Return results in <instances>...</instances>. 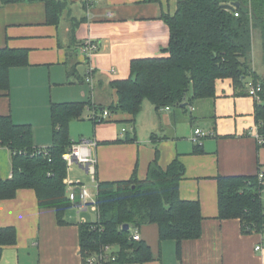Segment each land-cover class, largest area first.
<instances>
[{
    "label": "crops",
    "instance_id": "obj_1",
    "mask_svg": "<svg viewBox=\"0 0 264 264\" xmlns=\"http://www.w3.org/2000/svg\"><path fill=\"white\" fill-rule=\"evenodd\" d=\"M67 1L59 24L50 26L44 1L0 0V49L26 50L28 55L27 65L11 68L9 92L0 95V116L30 125L33 145L42 149L52 142L50 105L87 103L82 118L70 122L69 135L78 128V140L73 142L88 139L97 143L93 151L96 176L92 181L85 170L74 165L66 177L87 188L93 202L99 182L126 181L135 169L142 180L156 155L163 170L174 159L184 166L178 193L184 201L199 203L201 237L183 241L178 259L175 241L161 242L157 226L144 225L138 235L148 245L152 260L130 264H264V236L242 234L237 219H218L216 192L217 176L261 173L264 177V147L253 134L257 127L255 101L240 94L232 79L225 78L215 82L211 100L185 102L183 107L168 110H157L145 101L133 122L129 114H113L109 120L93 124L89 120L92 112L117 102L118 96L109 87L111 81L128 77L132 60L162 55L169 29L161 17L175 14L177 1ZM87 38L100 42L90 61L92 84L85 80L89 63L79 50ZM251 49L252 67L264 76L257 33ZM198 129L206 136L197 145L193 135ZM11 175V155L0 147V178ZM94 207L73 205L66 215L70 224L57 225L54 211L39 209L32 189H20L14 199L1 200L0 228H14L16 244L2 247L0 264H84L79 223L97 221ZM260 244L262 249L257 251Z\"/></svg>",
    "mask_w": 264,
    "mask_h": 264
},
{
    "label": "trees",
    "instance_id": "obj_2",
    "mask_svg": "<svg viewBox=\"0 0 264 264\" xmlns=\"http://www.w3.org/2000/svg\"><path fill=\"white\" fill-rule=\"evenodd\" d=\"M42 1L46 24L57 26L68 1ZM176 1L175 14L161 17L169 29V41L161 49L162 55L132 60L129 76L112 80L109 85L118 96L117 102L100 110H107L110 117L129 114L133 122L145 101L157 110L179 108L185 102L191 105L208 101L215 96V82L230 78L234 88L243 95H248V82L260 85V102L255 103L254 120L264 138V76L251 63L252 38L257 33L264 65V0ZM143 2L158 3L159 0ZM233 3H238L234 9L221 7ZM27 56L26 50L0 49V95L9 92L11 68L27 65ZM86 104L50 105L52 142L42 149L34 147L30 125H18L10 116H0V147L8 149L12 169L11 178H0V201L14 199L20 189H32L39 209L54 211L57 225L70 224L66 215L73 203L67 196L64 182L67 168L62 157L75 143L69 135V124L82 118ZM184 173V166L177 159L163 170L156 155L142 180L137 178L135 169L126 181L99 182L94 202L98 219L79 223L83 263L99 254L103 246H109L115 254V264L151 261L148 245L141 237L140 241L132 237L134 231L139 233L141 227L150 224L157 226L161 242L175 241L179 259L181 243L201 237L203 219L198 202L180 198L178 187ZM216 181L218 219H237L242 234L264 236L261 199L264 185L258 174L217 176ZM125 225L129 230H124ZM15 239L14 228L1 227L0 253L3 246H14Z\"/></svg>",
    "mask_w": 264,
    "mask_h": 264
},
{
    "label": "built area",
    "instance_id": "obj_3",
    "mask_svg": "<svg viewBox=\"0 0 264 264\" xmlns=\"http://www.w3.org/2000/svg\"><path fill=\"white\" fill-rule=\"evenodd\" d=\"M234 16L237 17L238 13H234ZM100 47L99 41H94L92 39L87 38L82 42L80 46V53H83L88 65L87 69V77L85 78L86 82L92 84V75L94 74L93 67L90 66L91 59L96 55L98 48ZM113 72V70H112ZM260 85L253 84L252 82H248L246 85V90L248 95L255 101V103L260 102ZM169 108H167L168 110ZM110 117L109 112L107 110L92 112L89 116V120L99 122L101 120H107ZM125 130L123 129L122 132ZM254 138L257 140L258 145H264V138L261 134L258 133L257 127L254 131ZM193 140L197 143V145L201 142L200 140L206 136V134L198 129L194 131ZM97 143L95 141H91L88 139L80 140L79 142H75L70 149L63 155L62 159L65 162L67 173L71 171V167L77 165L86 171V173L90 176L93 181L96 176V159L94 157V149L96 148ZM260 180H263V175L261 173L258 174ZM64 182L67 186V196L69 201L73 203L74 206H77L78 209H83L86 205H92L94 207V202L90 201L88 196L87 188L81 185L80 182L69 181L66 177ZM95 208V207H94ZM134 241H140V237L137 231H134L132 234ZM261 244L256 247V250H261ZM116 256L113 252L110 251L109 246H103L102 250L99 254L94 257L88 258L85 264H112L115 263Z\"/></svg>",
    "mask_w": 264,
    "mask_h": 264
},
{
    "label": "rangeland",
    "instance_id": "obj_4",
    "mask_svg": "<svg viewBox=\"0 0 264 264\" xmlns=\"http://www.w3.org/2000/svg\"><path fill=\"white\" fill-rule=\"evenodd\" d=\"M84 121L89 122L88 120H84ZM82 122H83V121H82ZM72 126H74V124H73ZM82 128H83V127H82ZM72 130H73V127H72ZM72 130H71V131H72ZM73 133H74V134L71 133L73 136L70 135L71 139H72V140H76V139L78 140L79 135H77V134L79 133V129H78V128H75L74 131H73ZM76 135H77V136H76ZM74 167L76 168V166H74ZM77 168H78V167H77ZM78 169H79V168H78ZM85 175H86V177H90L87 173H85ZM262 194H263V196H262V202H263V205H264V190H263V193H262ZM87 213H90V211H88Z\"/></svg>",
    "mask_w": 264,
    "mask_h": 264
},
{
    "label": "water",
    "instance_id": "obj_5",
    "mask_svg": "<svg viewBox=\"0 0 264 264\" xmlns=\"http://www.w3.org/2000/svg\"><path fill=\"white\" fill-rule=\"evenodd\" d=\"M237 5H238V3H233V4H229V5L224 4V5L221 6V7H222V8H227V9L231 10V9L236 8ZM183 105H185V104L183 103ZM183 105H181V107H183ZM123 228H124V230H126V231L129 230V226H128V225H125Z\"/></svg>",
    "mask_w": 264,
    "mask_h": 264
}]
</instances>
